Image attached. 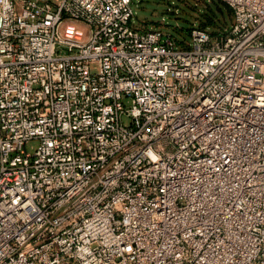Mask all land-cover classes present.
I'll use <instances>...</instances> for the list:
<instances>
[{
  "label": "built area",
  "instance_id": "1",
  "mask_svg": "<svg viewBox=\"0 0 264 264\" xmlns=\"http://www.w3.org/2000/svg\"><path fill=\"white\" fill-rule=\"evenodd\" d=\"M132 1L0 0V264H264V0L184 46Z\"/></svg>",
  "mask_w": 264,
  "mask_h": 264
},
{
  "label": "rangeland",
  "instance_id": "2",
  "mask_svg": "<svg viewBox=\"0 0 264 264\" xmlns=\"http://www.w3.org/2000/svg\"><path fill=\"white\" fill-rule=\"evenodd\" d=\"M218 0H133L134 10L133 24L140 29H160L170 33L179 45L184 46L190 37V30L199 27L210 34L214 31L227 29L232 21V14L214 17L220 20L221 28L204 27L205 13L213 2ZM213 6V5H212ZM222 17V18H221ZM61 34L72 39L83 40L86 37V25L80 21L64 20L61 26ZM212 35V34H211ZM218 35V34H216ZM123 123L129 122L128 118L122 117ZM38 142L29 141L25 145L27 152L32 153Z\"/></svg>",
  "mask_w": 264,
  "mask_h": 264
},
{
  "label": "trees",
  "instance_id": "3",
  "mask_svg": "<svg viewBox=\"0 0 264 264\" xmlns=\"http://www.w3.org/2000/svg\"><path fill=\"white\" fill-rule=\"evenodd\" d=\"M212 5L209 6V9L204 14L205 15V19H204L203 25H204V27H212L214 29L221 28V25H219L220 20L215 19L214 17H216L217 14L221 16L222 13H224L225 16L231 15L232 14L231 13V9L222 0H218L217 2H213ZM223 30L225 31L226 29H223ZM221 33H222L221 31H219V32L214 31L211 34L212 35H216V34H221Z\"/></svg>",
  "mask_w": 264,
  "mask_h": 264
}]
</instances>
